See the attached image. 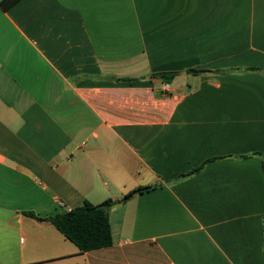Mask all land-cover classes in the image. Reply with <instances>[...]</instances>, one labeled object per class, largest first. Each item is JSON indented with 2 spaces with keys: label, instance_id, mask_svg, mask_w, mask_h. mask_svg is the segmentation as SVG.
<instances>
[{
  "label": "crops",
  "instance_id": "crops-1",
  "mask_svg": "<svg viewBox=\"0 0 264 264\" xmlns=\"http://www.w3.org/2000/svg\"><path fill=\"white\" fill-rule=\"evenodd\" d=\"M3 1L0 264H264V0Z\"/></svg>",
  "mask_w": 264,
  "mask_h": 264
},
{
  "label": "trees",
  "instance_id": "trees-1",
  "mask_svg": "<svg viewBox=\"0 0 264 264\" xmlns=\"http://www.w3.org/2000/svg\"><path fill=\"white\" fill-rule=\"evenodd\" d=\"M19 0H4L2 7L9 9ZM193 73H202L193 71ZM175 73L154 74L151 77L158 78L165 84H170ZM127 81H133L127 79ZM263 161L264 155L260 156ZM153 187H140L124 196L117 203H126L133 197L139 194L153 190ZM114 205L112 200H107L102 204L94 205L86 202L84 206L72 209L66 214L56 215L46 221L54 225L64 237L75 244L82 253L94 250H100L112 246V231L110 226L109 212ZM31 217H36L34 214H29Z\"/></svg>",
  "mask_w": 264,
  "mask_h": 264
},
{
  "label": "built area",
  "instance_id": "built-area-1",
  "mask_svg": "<svg viewBox=\"0 0 264 264\" xmlns=\"http://www.w3.org/2000/svg\"><path fill=\"white\" fill-rule=\"evenodd\" d=\"M170 92V85L169 84H165L163 86V89H162V94L163 96H167V94Z\"/></svg>",
  "mask_w": 264,
  "mask_h": 264
}]
</instances>
